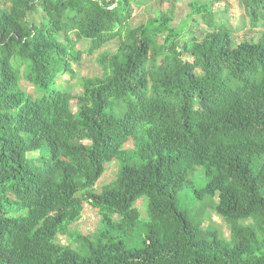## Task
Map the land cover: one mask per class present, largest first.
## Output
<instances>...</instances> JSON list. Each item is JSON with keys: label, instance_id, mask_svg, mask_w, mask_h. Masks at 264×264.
<instances>
[{"label": "trees", "instance_id": "1", "mask_svg": "<svg viewBox=\"0 0 264 264\" xmlns=\"http://www.w3.org/2000/svg\"><path fill=\"white\" fill-rule=\"evenodd\" d=\"M167 1L130 28L151 0H0V264H264V0H236L239 42L214 9L222 0L193 2L177 27ZM112 42L80 94L60 85ZM114 161L115 182L95 193ZM200 167L195 200L212 199L229 244L178 209ZM86 204L100 216L93 240L70 232ZM140 229L142 246L128 248Z\"/></svg>", "mask_w": 264, "mask_h": 264}, {"label": "rangeland", "instance_id": "2", "mask_svg": "<svg viewBox=\"0 0 264 264\" xmlns=\"http://www.w3.org/2000/svg\"><path fill=\"white\" fill-rule=\"evenodd\" d=\"M159 0H151V2L145 4L141 8H134V18L131 22L130 28H136L143 23H146L151 17L157 15V10L166 11L170 7V2L164 0L163 4L159 6ZM207 0H177L175 9V21L174 27H177L179 23L187 17L191 11V4L193 2H205ZM224 2V4H223ZM216 11L220 13L221 19H226L230 26L236 30L235 36L237 41H241L244 35L245 25L242 21V10L236 0H222V3L214 7ZM35 21L40 22V15L34 16ZM197 27L200 31H208L206 26L200 19L197 20ZM88 46L87 42H80L76 50L84 52ZM118 49V43L112 42L108 44L103 50L96 52L93 56L83 54L81 61L78 64L73 65L75 77L70 79L68 76H64L60 81V85L69 87L70 92L74 95L82 92L81 80L84 78L100 77L102 70L100 69L97 58L102 53L113 54ZM21 88L26 91L30 96H34V89L24 81L20 84ZM43 96L48 95L47 92H40ZM73 111H76V107L73 106ZM126 149H131L132 145L128 144ZM37 154L30 155L31 158H36ZM119 163L114 161L105 167V173L103 177L96 184L95 193H101L104 188L112 185L118 174ZM208 180L205 177L203 168H197L188 177V187L178 196V209L180 211H189L195 217L202 218L204 230L210 236L216 237L219 240H223L227 244L231 241V228L228 223L222 218L218 217L214 210L211 208L212 199L205 197L203 201L195 200V192L201 191L207 185ZM216 202V199L214 200ZM135 207L141 214L142 226L148 221L147 216V198H141ZM249 224V223H247ZM101 228L100 216L97 211L86 204L82 219L70 228L72 235H80L83 237H89L93 240L94 236L99 232ZM144 236V231L140 229L136 232L132 239L122 238L126 246L130 249H138L142 246L141 238ZM59 243L63 246H70L74 250L79 249V245L73 242L71 238L59 237Z\"/></svg>", "mask_w": 264, "mask_h": 264}]
</instances>
